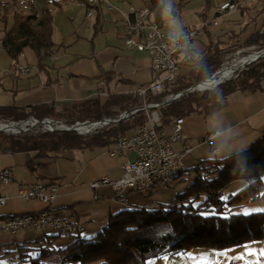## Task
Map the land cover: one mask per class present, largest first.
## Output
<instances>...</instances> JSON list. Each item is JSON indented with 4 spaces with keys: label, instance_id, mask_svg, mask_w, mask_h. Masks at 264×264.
Instances as JSON below:
<instances>
[{
    "label": "crops",
    "instance_id": "obj_1",
    "mask_svg": "<svg viewBox=\"0 0 264 264\" xmlns=\"http://www.w3.org/2000/svg\"><path fill=\"white\" fill-rule=\"evenodd\" d=\"M22 1L26 3L28 0ZM29 1L34 4L38 12L51 7L53 2L58 4L52 10L51 40L56 47L40 63L32 50L25 49L22 53L24 54L22 62L36 67L25 76L17 72L18 61L14 62L0 49V107L27 110L29 107L44 105L54 108L56 112H61L71 105L89 99L101 100L102 96L108 97L113 94L131 95L139 86L152 80L149 58L144 53L126 51L123 46L125 15L130 13L131 8H144V0H106L112 9H107L103 4L95 6L91 18L86 17L88 7L85 0L82 2L76 0ZM206 1H209L211 7L203 16ZM230 1L239 5L238 10L230 14L240 18L244 4H251L253 0ZM216 7V2L212 0H164V10L159 23L166 32L172 34L182 28L194 27L199 31L201 29L193 43V48L202 55L207 44L208 33H213L216 28L217 35L221 38L229 29V25L217 22L216 19L223 15L215 13ZM261 10L257 14V20L253 22L254 24L252 23L256 29L260 28L258 21L264 17ZM4 13L0 12V16ZM5 14V27L0 22V39L3 32L13 25V13ZM188 18L190 21L186 22ZM214 22L217 23L216 26L213 25ZM221 103L220 109L203 115L204 119L198 131L192 130L189 125L183 126L182 131L186 132L183 134L187 138L191 151L184 154L181 144H175L173 149L182 154L181 162L186 170L191 171L201 161L223 158L246 149L263 133L264 78L260 82L259 89L235 91L226 96ZM214 131L220 134L212 140L211 146L200 142ZM210 148L214 149L215 153H212ZM2 152L11 160L0 170L10 169L13 183L4 189L0 188V195L6 197L5 206L0 209H5L9 202L21 201L17 198L16 191L19 185L26 186L37 181L55 184L62 182L63 186L59 188L57 199L50 209L68 221L88 224L83 235L91 237L104 225L110 214L128 207H150L155 203L152 195L156 189L151 194L130 191L122 197L126 205H121L114 201L113 192L108 187L101 188L97 192L92 191L89 189V184L78 182V174L67 177V172L61 169L58 162L60 158L68 161L77 160L81 170L84 171L90 167L97 156L109 157L107 148L68 152L58 157L44 159L39 161L33 172L27 167L32 157L30 153L12 154L8 149L0 150V153ZM14 156L20 158L14 159ZM133 158V154L109 157L102 171L91 174V182L98 180L93 179L99 177L118 179L122 173L121 165ZM242 183L245 186L246 183ZM9 187L12 189L11 193L8 192ZM95 194L99 195L98 200L94 199ZM29 203L31 207H26L20 214L39 212L45 208L39 201ZM34 204H39L40 208L31 209ZM15 208L13 206V209ZM236 212L250 214L241 212V209ZM12 215L16 214L5 210L0 212V217ZM52 234L36 231L16 235L11 237L7 245L42 241L43 236ZM64 241L67 242L66 239ZM5 246L3 247L2 242L0 243V255L6 249H10ZM261 249H264V241L232 250H214L217 252L202 248L185 254L162 256L148 261L147 264H256L257 261L258 264H264V258L259 255H239L241 251L259 253Z\"/></svg>",
    "mask_w": 264,
    "mask_h": 264
},
{
    "label": "trees",
    "instance_id": "obj_2",
    "mask_svg": "<svg viewBox=\"0 0 264 264\" xmlns=\"http://www.w3.org/2000/svg\"><path fill=\"white\" fill-rule=\"evenodd\" d=\"M82 2V0H76ZM153 18L159 22L164 10V0H144ZM52 3L40 12L31 1L24 3L25 9L13 13V25L3 32L0 48L15 62L25 49L32 50L38 63L49 56L55 48L52 39ZM206 1L203 16L211 7ZM264 15V6L261 10ZM6 25V14L0 16ZM241 34V33H240ZM238 34V37L241 35ZM214 37L207 34V44L199 62L190 69L186 78H179L180 85L172 91L183 89L209 78L221 69V52L213 43ZM219 38V37H216ZM245 46L264 47V29L252 33ZM39 68V65H38ZM264 78V63L248 69L235 80L216 87L215 91L195 92L181 97L158 110L163 126L175 117L185 118L198 113L207 115L221 108L222 100L235 91L259 89ZM165 97L149 98L160 102ZM138 104L132 95H109L105 102L99 98L89 99L56 112L54 108L38 105L27 110L0 107V120L21 122L30 117L37 120L59 118L68 127L77 122L98 121L116 118L120 113ZM145 121L138 112L133 118L91 135H78L71 131L27 132L18 135L0 133V150L8 149L12 154L30 153L27 163L35 171L39 161L58 157L75 151H92L110 147L119 134L131 133ZM198 174L195 180L167 205L158 207H128L110 214L104 225L91 237L71 235H46L42 241L7 245L0 255V264H147L162 256L185 254L197 249L232 250L245 244L264 241V213L239 214L232 203L240 204L256 196L264 197V131L249 147L223 158L201 161L192 169ZM188 170L180 173L179 179ZM235 181L245 182L244 188L233 196L222 200V191ZM151 194V193H150ZM228 210H225V206ZM63 239L67 244L55 250ZM54 255H56L54 257ZM14 256V260H9Z\"/></svg>",
    "mask_w": 264,
    "mask_h": 264
},
{
    "label": "built area",
    "instance_id": "obj_3",
    "mask_svg": "<svg viewBox=\"0 0 264 264\" xmlns=\"http://www.w3.org/2000/svg\"><path fill=\"white\" fill-rule=\"evenodd\" d=\"M88 9L86 17L91 18L95 6L103 4L107 9L112 6L106 0H85ZM13 6V2H10ZM4 6V5H2ZM234 1H227L218 6L216 14L225 15L238 9ZM125 15L123 46L126 51H137L144 53L150 60V71L152 80L139 86L131 94L137 99L138 104L129 110L119 114L116 118H103L98 121L77 122L73 126L78 135H91L107 129L110 125H116L122 120L133 118L138 112L144 115L145 121L129 134H119L114 143L107 148L111 158L124 154H133L132 160H127L121 165V176L112 180L102 177L89 183V189L98 191L108 187L113 192L114 201L126 205L122 199L130 191L141 193H152L156 188L170 186L175 178L186 169L181 162V153L173 149L175 144L183 146V153H189L191 148L187 144V138L182 131L183 118L175 117L169 121L167 127L163 126L158 110L164 106V102L174 94L172 91L177 87L183 68L195 67L201 55L193 48V43L199 36L200 31L195 28H182L175 33L166 32L157 22L149 9L129 10ZM217 25L216 22L213 23ZM24 54L17 57V72L27 75L36 69L23 61ZM20 60V61H19ZM176 94V93H175ZM160 102H150L149 98L164 96ZM32 123L39 120L31 118ZM41 123L49 124V128H42L43 132H53L54 121L47 118L40 120ZM39 122V123H40ZM83 127L87 131H82ZM60 129H68V125L62 124ZM37 129V128H36ZM31 132V131H29ZM214 131L208 134L201 143L212 145V140L219 136ZM212 153L215 150L210 148ZM10 169L0 170V188H6L13 183ZM63 183H44L37 181L26 186L19 185L17 198L24 202L39 201L44 204L42 211L24 213L19 215L0 217V234L16 236L25 235L30 232L53 233L61 236L81 235L85 232L88 224H78L68 221L53 212L50 207L57 199L59 188ZM95 194L94 199L98 200ZM6 197L0 195V208L4 207Z\"/></svg>",
    "mask_w": 264,
    "mask_h": 264
},
{
    "label": "rangeland",
    "instance_id": "obj_4",
    "mask_svg": "<svg viewBox=\"0 0 264 264\" xmlns=\"http://www.w3.org/2000/svg\"><path fill=\"white\" fill-rule=\"evenodd\" d=\"M212 1L216 2V6H217L216 9H217L219 5H221L227 1H230V0H212ZM10 2H13L14 5L12 6L10 4ZM24 3L25 2L22 0H0V12H5V13H8L11 15V13H14L15 11L19 12V11L25 9ZM2 5H4V6H2ZM244 5H245L244 8L240 12V14H241L240 18H237L236 15L234 16V14L232 15L229 13V14H227L228 16L225 14V15L221 16L219 19H216L217 22H220V24H223L226 26L229 25L228 32L224 36H222L220 38L217 35L218 29H216L215 27H214L215 30H213V31L216 34L214 35V32L210 33L214 37L213 43L217 44L216 47H219L218 49L221 52L220 59L223 62L222 67L230 64L231 61L235 58H239V57L242 58V57L250 54L251 52L264 50V47H260V45L247 47L244 44V41L252 33H254V31L258 30L253 25L254 24L253 22H255L257 20L256 19L257 14L259 13L260 9L263 8L264 0H253L251 2V4H244ZM263 18H261L258 21L261 25V26H259L260 30L264 29V24H262V20H264ZM187 21H190V18H188L186 20V22ZM196 27H198V26H196ZM190 28H194V27H190ZM238 34H240L241 36L238 37ZM216 37H219V38H216ZM262 63H264V57H261L257 61L255 60L254 63L247 66L241 72H237L235 74V76L232 77L228 81L235 80L240 74L244 73L248 69L255 68V70H256L257 66L261 65ZM192 68L193 67H188V66H187V68H183L181 70V75H179L180 78H186L189 74L190 69H192ZM94 70H95V68H94ZM22 76H25V75H22ZM228 81H226V82H228ZM226 82H224V83H226ZM177 85L178 86L180 85V81L177 83ZM193 85H195V83H193L191 86H193ZM191 86H189V87H191ZM189 87H187V88H189ZM215 90H216V87L211 89V90H207V91H215ZM204 92H206V91H204ZM204 92H200V93H204ZM106 99H107V97H105V96L101 97V100L103 102H105ZM30 118H33V117H30ZM47 119L54 121V123H56V124H54V127L59 128L62 124L65 125L64 121L59 119V118H56V117L53 118L52 117V118H47ZM203 119H204L203 115L198 114V113L189 115V116L183 118V122H184L183 126L186 127L187 125H189L192 130L198 131L201 128V123H202ZM6 122L7 121L0 120V123H6ZM9 122H11V121H9ZM183 126H182V128H183ZM26 128H30V127L27 126ZM30 131L31 132H34V131L35 132H37V131L43 132V130L39 129V128L30 129ZM183 133L186 134L185 130H183ZM18 158H20V157L14 156V159H18ZM108 158L109 157L107 155L97 156L95 158V161H93L91 163L90 167L84 171L81 170L77 160H73V161L69 160L68 161V160H62L60 158L58 162L60 163L61 169L65 170L67 172V175H66L67 177L69 175L70 176L72 175V177H74V176H76V174H78L77 178H78L79 183L89 184L91 182V179H92L91 174L92 173L96 174V173H99L100 171H102L105 168V166L107 165ZM10 160H11V158L9 156H7L6 154H3V152L0 153V168L7 165L10 162ZM202 173L203 172L198 173L197 169L193 170V171H188V172L184 173L179 179H177L174 184L172 183L170 186L165 187V188H156V190L153 192V195H152L153 196L152 199L155 202V203H153V207H158V205L169 204L175 198V196L177 194L182 193L189 186V184H191L195 180V178L197 177L198 174L201 175ZM99 178H102V177H99ZM99 178H95L93 180H96ZM262 181L264 182V174L262 175ZM242 188H244L242 181L233 182L232 184L228 185L222 191V196H221L222 200H226L228 197L233 196L234 194L239 192ZM262 189L264 190V186L262 187ZM8 192L9 193L12 192L11 187L8 188ZM230 205L233 206V208L235 207L234 212H236V210L238 211L241 209V212H246V213H260V212L264 213V197H262V196H258V197L256 196L255 198L248 199V200H246L240 204L232 203ZM247 205H248V207H246ZM13 206H15L16 208L13 209ZM231 206H229L228 208H231ZM26 207L27 208L31 207L29 202H22V201L9 202L5 209L4 208L0 209V212H4V210H5L6 212H12V213L14 212L17 215V214H20L22 211H24ZM39 208H40L39 204H34V206L31 209H39ZM224 208H226L225 210H228V208L226 206ZM84 236H86V235H84ZM11 237L12 236L0 234V243L2 242L3 247L5 245H6L5 247H7V243L9 240H11ZM64 240L58 242V244L55 245L54 248L56 251L59 249H63L66 246L67 242ZM251 244H255V243L245 244L243 246H247V245H251ZM243 246H241V247H243ZM208 250L213 252L215 249H208ZM214 252H217V251H214ZM246 254L247 253L245 251H241L239 253V255H242V256H245ZM55 256L56 255H54V257ZM9 260L10 261L14 260V256H11L9 258Z\"/></svg>",
    "mask_w": 264,
    "mask_h": 264
},
{
    "label": "bare ground",
    "instance_id": "obj_5",
    "mask_svg": "<svg viewBox=\"0 0 264 264\" xmlns=\"http://www.w3.org/2000/svg\"><path fill=\"white\" fill-rule=\"evenodd\" d=\"M257 52V51H254ZM251 52L250 54L244 56V57H239L235 58L231 61L230 64L225 65L222 67V69L219 71L218 74H216L213 78L207 80L204 84L196 86L194 89L195 90H200L201 92L211 90L215 88L219 83L226 82L230 80L232 77L235 76L237 72H241L243 69H245L247 66L255 62V59L257 55H263V52L261 53H254ZM9 123L8 126H5L4 124ZM11 122H6V123H0V131L3 133H12L13 131L11 129ZM35 126H40L43 125L44 128H49V124L47 123H34ZM22 129H26V126H22ZM50 129V128H49ZM82 131H87L86 127H83L81 129Z\"/></svg>",
    "mask_w": 264,
    "mask_h": 264
},
{
    "label": "water",
    "instance_id": "obj_6",
    "mask_svg": "<svg viewBox=\"0 0 264 264\" xmlns=\"http://www.w3.org/2000/svg\"><path fill=\"white\" fill-rule=\"evenodd\" d=\"M261 52H263V55H257V57H256V61L257 60H259L261 57H264V50H259V51H257V52H254V53H261ZM222 69V68H221ZM221 69H219L218 71H216L215 73H213V75H211L209 78H207V79H205L204 81H202V82H200V83H197V84H195V85H193V86H191V87H189V88H186V89H183L182 91H180V92H178V93H176V94H174L170 99H168L167 101H165L164 102V105H169L170 103H172V102H174V101H177V100H179L181 97H183V96H186V95H189V94H191V93H195V92H201L200 90H195L194 88L196 87V86H199V85H202V84H204L207 80H209V79H211V78H213L216 74H218L219 73V71L221 70ZM224 83V82H223ZM223 83H219L216 87H218L219 85H221V84H223ZM31 118H29L28 120H26V121H21V122H11L10 124H13V125H11V129L10 130H12L13 132L12 133H4V134H6V135H18V134H20V133H26V132H28V131H30V129H35V128H38L39 126H35L34 125V123H32L31 122ZM40 122V121H39ZM38 122V123H39ZM5 126H8L9 125V123H7V124H4ZM28 126V127H30V128H26V129H22L21 127L22 126ZM42 128H44L43 127V125H40ZM53 131H71V132H76V129L75 128H73V126H70V127H68V129H60V128H53ZM0 133H3V132H1L0 131Z\"/></svg>",
    "mask_w": 264,
    "mask_h": 264
},
{
    "label": "snow or ice",
    "instance_id": "obj_7",
    "mask_svg": "<svg viewBox=\"0 0 264 264\" xmlns=\"http://www.w3.org/2000/svg\"><path fill=\"white\" fill-rule=\"evenodd\" d=\"M247 255H252V256L259 255L260 257L264 258V249H261L259 253L249 251L247 252ZM256 264H258V261L256 262Z\"/></svg>",
    "mask_w": 264,
    "mask_h": 264
}]
</instances>
